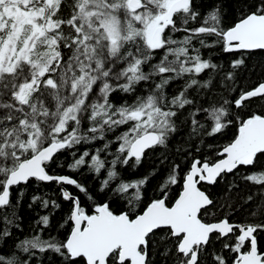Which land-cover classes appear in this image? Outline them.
I'll return each mask as SVG.
<instances>
[{
	"label": "snow or ice",
	"instance_id": "snow-or-ice-1",
	"mask_svg": "<svg viewBox=\"0 0 264 264\" xmlns=\"http://www.w3.org/2000/svg\"><path fill=\"white\" fill-rule=\"evenodd\" d=\"M237 3L226 25L222 5L197 0H0V264H34L48 251L61 264H264V110L245 111L264 101V82L238 83L247 60L264 54V0ZM217 52L230 57L220 80L224 65L209 55ZM221 83L229 95L197 104ZM184 124L202 144L236 132L183 172L173 164L150 196L157 172L123 176L150 151L166 153ZM86 171L105 174L95 196L76 178ZM229 175L237 179L218 202L205 186ZM237 180L251 190L245 197ZM33 182L56 185L70 205L60 239L48 231L51 214L13 239ZM234 199L253 205L255 219L233 221Z\"/></svg>",
	"mask_w": 264,
	"mask_h": 264
},
{
	"label": "trees",
	"instance_id": "trees-1",
	"mask_svg": "<svg viewBox=\"0 0 264 264\" xmlns=\"http://www.w3.org/2000/svg\"><path fill=\"white\" fill-rule=\"evenodd\" d=\"M198 4L201 5L202 8L211 7L212 4H220L222 5L223 12L225 13V24L231 25L239 16V6L237 0H197ZM181 38V37H178ZM198 46V45H197ZM213 57L216 62L224 65L223 71L219 73L217 76V80H220V77L224 75L225 72L229 71L228 68V60L230 57L224 56L221 57L220 54L211 53L209 54ZM259 82H264V54H256L253 55L250 59L247 60V67L245 69L240 70L238 76V83L240 87H245L251 89ZM146 87V86H145ZM178 85L174 84L171 88L168 89L169 93L176 92ZM223 84L221 83L218 88H213L208 94H206L207 90H202L199 93V98L197 100V104L200 102H204L205 107L208 106L210 102L213 100H220L222 96L229 95L227 92L222 91ZM193 96L197 95L196 93L192 94ZM261 105H264V101H260L258 99H254L252 101V106L250 109H246L245 111H261L264 110L261 108ZM191 111V109H190ZM201 122H205V117L201 114L199 116ZM181 134L176 136L165 153L164 149L157 148L154 151H150L147 157L144 159L142 166H140L136 170L132 169H125L123 171V176L129 179H136L145 175H151L154 171L157 172L154 178L151 180L150 185H148L149 192L148 195H152L153 191L155 190L156 186L161 183L162 179L166 176L167 172L171 168L173 164H180L181 165V172L188 166L191 162L193 156L197 155H204L207 154L209 151H214L220 145L227 143L229 139L233 137L236 132L235 125L230 126L229 129L225 131L223 136H218L215 140L205 137V144L200 142V138L195 135H189L191 132V126L188 124H184L181 126ZM206 144L212 145V149L206 147ZM194 148L200 149L199 152L194 151ZM186 152H190V155L185 156ZM165 155L167 159H165ZM70 159V157H69ZM66 159H62L60 163H66ZM66 171V170H65ZM71 174V173H68ZM79 179L88 189L89 192L92 193L94 196L98 192L100 181L105 178V174L101 173L99 177H96L94 174L85 172L84 175L76 177ZM233 176L229 175L223 180L222 182L218 183L215 186H205L211 192L212 197L217 199L218 202H223L221 199V194L225 192L226 187L231 184L234 180ZM239 183L240 191L238 195L240 197H245L251 190L250 188L243 182L237 180ZM74 192L75 189H72ZM24 196L19 207L16 209L17 215L19 217L18 223L20 224V230L13 229V239H23L25 237H31L35 232L39 231V228L36 225V221L39 219L40 216L45 214L50 215V228L49 233L52 236H56L58 239L62 238L65 234L64 229L59 228V224L62 221V218L65 217L68 208L70 205L67 202H64L61 197L59 190L56 185H44L33 182L32 184L28 185L27 187L23 188ZM77 195L81 197V199L86 204H91L92 201L88 200L87 197L83 193L77 192ZM236 193H233V196H236ZM33 196H40L42 198L52 199L57 201L61 205L59 209L53 210L51 208L44 209L40 206L39 202L32 203ZM99 200V197H97ZM231 203L235 204L237 207V211L234 216H232L231 212H228L226 209L222 210L226 214L232 216L233 221H243L248 222L255 218L249 216L248 210L253 205H247L245 207H241L243 203L242 200H232ZM31 204V207H29ZM115 207V206H114ZM43 238H48L44 233H40ZM260 244L264 247V233H262L258 237ZM12 240L8 241V246L5 247V251H8L12 245ZM223 241L216 243L215 247L218 249L221 247ZM23 256V253H20ZM34 264H61L60 257L48 251L46 253H36L34 258Z\"/></svg>",
	"mask_w": 264,
	"mask_h": 264
}]
</instances>
